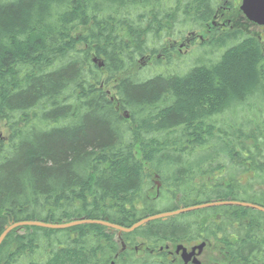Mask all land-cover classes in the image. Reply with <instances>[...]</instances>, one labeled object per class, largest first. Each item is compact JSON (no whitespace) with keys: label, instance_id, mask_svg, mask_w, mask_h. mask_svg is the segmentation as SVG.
<instances>
[{"label":"trees","instance_id":"16d2710c","mask_svg":"<svg viewBox=\"0 0 264 264\" xmlns=\"http://www.w3.org/2000/svg\"><path fill=\"white\" fill-rule=\"evenodd\" d=\"M220 4L0 0V234L13 222L81 217L129 227L213 200L264 206V53L255 36L212 26ZM203 29L193 53L167 46ZM194 81L217 102L195 106ZM260 217L216 206L132 233L26 226L5 238L0 264H182L150 251L220 232L228 264H264Z\"/></svg>","mask_w":264,"mask_h":264},{"label":"water","instance_id":"95a60500","mask_svg":"<svg viewBox=\"0 0 264 264\" xmlns=\"http://www.w3.org/2000/svg\"><path fill=\"white\" fill-rule=\"evenodd\" d=\"M241 10L245 14V16L250 20L255 23L264 25V0H243L242 5H241ZM94 62L98 63L99 65L102 66L103 62L97 58L94 59ZM126 117H128V114H125ZM216 206H240V207H245L249 208L252 210H256L259 212L264 213V206L255 204L252 202L248 201H236V200H213L209 202H204L201 204L197 205H192L188 207H181L176 210L172 211H167V212H161L157 213L154 215L147 216L143 219H140L139 221L135 222L129 227H125L116 223H112L106 220H101V219H90V218H85L82 217L80 219L73 220L71 222H66V223H48V222H43L39 220H26V221H20V222H13L9 224L8 226L5 227L4 231L0 234V246L7 237V235L14 229L16 228H21V227H42V228H47V229H54V230H61V229H66L70 228L73 226L77 225H83V224H97L106 227L109 230L112 231H117L119 233H132L135 230L139 229L142 226H145L146 224L155 221V220H166L171 217L178 216L180 214L196 211V210H201L205 208H210V207H216ZM205 246V242L195 246L192 248V251L189 253L187 252V249L184 248L183 245H178L176 251L180 252L182 250L181 256L182 259L184 260L185 263H188V260L195 255L196 249L202 250V248ZM194 264L200 263L199 260L196 258L193 260ZM110 264H114V261L111 262Z\"/></svg>","mask_w":264,"mask_h":264},{"label":"flooded vegetation","instance_id":"af4514ba","mask_svg":"<svg viewBox=\"0 0 264 264\" xmlns=\"http://www.w3.org/2000/svg\"><path fill=\"white\" fill-rule=\"evenodd\" d=\"M240 0H221V4H220V7H219V10L217 11V13L214 15L213 19L211 20V24L213 27L215 28H228V30L230 31H235L236 30V23H233L234 22V17H236V14L233 13V11L238 8V7H241V4H242V1H241V4H239ZM239 4V5H237ZM225 10V13H227V23H219V24H216L215 22V19L218 17V13L220 10ZM237 10H241L240 8L237 9ZM236 10V11H237ZM249 24L252 25V27H254L255 29H258L259 30V33H257L255 36L258 40H264V25H261V24H258V23H255V22H252V21H247ZM226 26V27H225ZM238 29H241L242 31H244L246 34H248L249 36H254L252 34V32H250L249 28V32H247L248 30L246 29V27H238ZM209 30V29H208ZM200 31H192V32H187L186 34H184L183 36H179L178 38H174V39H169L168 42H167V46L169 48H173V49H176L180 54L186 52L185 50H187L189 47L193 46L194 44H199L200 42H202L203 40H205L206 38V30H201V33H199ZM163 55V52L162 50L158 53V54H155L154 57H151V56H146L145 59L142 61L141 65L142 66H146V65H150L153 63L154 60L156 59H159L160 57H162ZM113 88L112 89H108L107 92H111L112 96H113ZM155 178H158V175L155 176ZM160 180V179H159ZM155 181V180H154ZM157 182V181H156ZM155 182V185H156V188L157 186L159 185L158 183ZM158 184V185H157ZM161 185V184H160ZM160 187V186H159ZM215 220L218 222L219 225H225V223L223 224H220V221H221V217L220 216H217L215 218ZM236 227V225H233V226H230L228 227L227 231H230L231 229H234ZM226 229V227L224 228V230ZM236 236L234 235V240H232V243L236 242L237 241L235 240ZM217 239H220V236L217 237ZM198 242V243H197ZM205 242V246L202 248V250H199V249H196L195 251V255H193L189 260H188V263H185L184 260L182 259V256H181V253H182V250H180V252H177L176 249H177V245L174 246V247H171L170 245H165L164 247L163 246H160L157 248L156 251L154 250H149L151 254H158V253H162L163 251H166L167 253V257L171 260H177V261H181L182 264H194L193 263V260L194 259H198L200 263L198 264H205L206 262L204 261V257L207 258V256L205 255V250H206V247L208 246V242H212L210 241L209 239H204V240H198V241H195V242H187V243H181L184 248L187 249V252H191L192 251V248H194L195 246L201 244ZM222 245H220V249L222 250V253L224 255V260L223 261H216V263H213V264H228L230 262V259H229V256L231 255V252L229 249H226L227 247L225 245H223V243H221ZM216 247V246H215ZM148 247L146 245H143L141 246V249L139 247H136V251H147Z\"/></svg>","mask_w":264,"mask_h":264},{"label":"rangeland","instance_id":"374dc122","mask_svg":"<svg viewBox=\"0 0 264 264\" xmlns=\"http://www.w3.org/2000/svg\"><path fill=\"white\" fill-rule=\"evenodd\" d=\"M241 1L242 0H240L239 4H241ZM239 4H237V5H239ZM239 8L240 7L236 8L233 11V13L236 14V17H234V22L233 23H236V27L237 28L238 27H243V28L246 27L247 30L249 28L250 32H252V34L255 36L257 33H259V30L258 29H255L254 27H252L251 24H249L247 22L249 20L245 17V15L242 13V11L241 10H237ZM225 10L226 9L219 11L218 17L215 19L216 24H219V23H222V24L227 23L226 21H227L228 17H227V13H225ZM249 30L247 32H249ZM197 31H199V30H197ZM199 33H201V30H200ZM256 42H257V45L260 48L259 51H261L262 53H264V40L261 41V40H258L256 38ZM197 45L198 44H194L193 46L189 47L187 50H185L186 52H184V53L185 54L186 53L187 54L193 53V51L197 48ZM190 64H192V63H190ZM196 82L194 81L192 83V85L190 86V88L187 89V91L188 90H190V91L192 90L191 92L193 94H195V95L196 94H199V95L203 94V96H201L198 99V101L195 104V106L196 105H199V104H203L205 106L207 104H208V106H210L211 104H215L217 102V99H218L219 96L215 95L214 91L212 90V87L209 86L210 84H207L204 87L199 88V89L198 88L197 89H194L195 88V84H197ZM0 129H1L3 135H7L8 134V132H7L8 129L5 128V124L4 123H1L0 124ZM154 180L156 181V178ZM162 206H166V202H162ZM230 213L233 214V212H230ZM205 218L206 217H202V220L203 221H206ZM260 219H261V221L264 222V217H260ZM223 222H224V220H221L220 221V224H223ZM219 227H223V225H219ZM236 230H238V229L234 228V229H231L230 232H235L236 233L237 232ZM219 236H220V238H222L223 235H221V232L217 236H213L212 235L210 238H208L212 242L211 243L208 242V246L206 247V250H205V255L207 256V258L204 257V261L206 262L205 264H213V263H216V261L219 262V261H223L224 260V255L222 253V250L220 249L221 248L220 245H222V244L219 241V239H217V237H219Z\"/></svg>","mask_w":264,"mask_h":264},{"label":"bare ground","instance_id":"6f19581e","mask_svg":"<svg viewBox=\"0 0 264 264\" xmlns=\"http://www.w3.org/2000/svg\"><path fill=\"white\" fill-rule=\"evenodd\" d=\"M82 218V217H81ZM78 219H80V218H78ZM76 220V219H75ZM71 222V221H70ZM11 224V223H10ZM8 226V225H7ZM13 231V230H12ZM8 236V235H7Z\"/></svg>","mask_w":264,"mask_h":264}]
</instances>
